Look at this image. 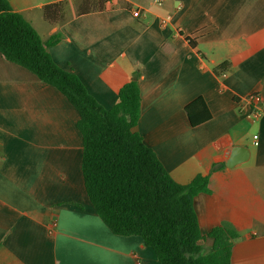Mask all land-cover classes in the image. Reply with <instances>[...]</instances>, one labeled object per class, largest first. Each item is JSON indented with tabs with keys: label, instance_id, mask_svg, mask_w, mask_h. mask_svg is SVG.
Returning <instances> with one entry per match:
<instances>
[{
	"label": "crops",
	"instance_id": "0c3cea01",
	"mask_svg": "<svg viewBox=\"0 0 264 264\" xmlns=\"http://www.w3.org/2000/svg\"><path fill=\"white\" fill-rule=\"evenodd\" d=\"M9 2L43 41L61 36L50 55L104 108L138 74L144 143L176 182L209 179L194 199L202 234L226 231L231 264H264V114L250 121L246 101L264 99V0ZM198 97L212 119L192 127L185 107ZM78 120L62 93L0 53V264H160L96 213ZM237 146L249 159L228 167ZM202 244L209 252L211 239Z\"/></svg>",
	"mask_w": 264,
	"mask_h": 264
},
{
	"label": "trees",
	"instance_id": "16d2710c",
	"mask_svg": "<svg viewBox=\"0 0 264 264\" xmlns=\"http://www.w3.org/2000/svg\"><path fill=\"white\" fill-rule=\"evenodd\" d=\"M53 8L59 13L56 6L48 7L49 19ZM60 39L56 34L43 41L9 0H0V53L56 88L79 114L84 185L106 227L117 236L140 237L160 264H231L233 242L226 231L203 235L200 230L194 199L207 189L208 177L199 175L185 185L176 182L136 129L141 115L138 74L121 88L117 103L106 109L74 71L53 60L48 47ZM230 69L224 62L215 73ZM185 111L192 127L212 119L202 97ZM205 239L212 241L209 252L202 244Z\"/></svg>",
	"mask_w": 264,
	"mask_h": 264
},
{
	"label": "built area",
	"instance_id": "2783aa9c",
	"mask_svg": "<svg viewBox=\"0 0 264 264\" xmlns=\"http://www.w3.org/2000/svg\"><path fill=\"white\" fill-rule=\"evenodd\" d=\"M56 1H62V0H56ZM162 1V0H159ZM141 14V11L139 9H135V11L133 12V15L136 18H139ZM167 21H163V24L166 25ZM246 101L250 107L249 113L247 114V118L250 121H256L259 118L262 117V115L264 114V99L262 97L261 94L254 92V93H250L247 97H246ZM254 138H257V136H255Z\"/></svg>",
	"mask_w": 264,
	"mask_h": 264
},
{
	"label": "water",
	"instance_id": "95a60500",
	"mask_svg": "<svg viewBox=\"0 0 264 264\" xmlns=\"http://www.w3.org/2000/svg\"><path fill=\"white\" fill-rule=\"evenodd\" d=\"M250 153L247 148L244 147H234L231 150L230 159L227 160L226 164L228 167H235L238 164H242L249 159Z\"/></svg>",
	"mask_w": 264,
	"mask_h": 264
}]
</instances>
